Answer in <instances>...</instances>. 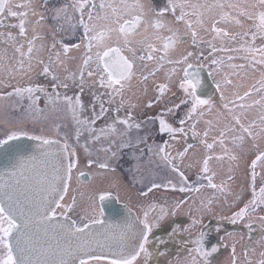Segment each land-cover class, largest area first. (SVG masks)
<instances>
[{
	"label": "snow or ice",
	"instance_id": "1",
	"mask_svg": "<svg viewBox=\"0 0 264 264\" xmlns=\"http://www.w3.org/2000/svg\"><path fill=\"white\" fill-rule=\"evenodd\" d=\"M50 2L0 0V29H18L15 33L0 30V44L5 46L0 50V75L3 77L0 86L11 89L0 91V98L15 96L12 107L22 109L23 119L33 124L28 128L6 123L0 133V146L4 148L0 152V264H141V260L142 264H149L154 255L150 248L152 240L165 243L155 235L157 230L165 231L169 240H177L181 232L189 234L188 240H177V243L184 246L192 243L195 247L185 248L188 255L183 261L178 257L177 264H211L209 258L218 251L219 245L206 247L207 233L203 230L194 240L191 239L192 229L203 224L202 217L191 215V208L190 224L181 227L173 222L168 225L170 231L162 229L166 221L189 203L190 198L169 205L148 197L160 189L199 194L204 188H210L214 190L213 198L206 202L201 200L196 211L211 212L217 193L225 202L228 196H234L233 204H236L243 196L233 192L234 174L217 183V172L210 162L227 158L230 162L228 171L234 173L241 160L236 149H242L250 142L245 152L253 155L248 164L251 196L232 212L231 222L248 220L247 227L251 229L252 215L264 207V0H229L227 3L222 0L212 3L166 0L160 7L144 0H71L49 8ZM8 18H14L18 23L6 24ZM48 20L66 22L73 29L79 25L83 31L80 41L75 44L57 40L53 31V42L47 46L49 55L45 62L41 57L46 47L41 30ZM221 24L224 26H218ZM63 27V23H58L56 31ZM201 32L210 34L211 38L205 39ZM137 36L142 38L136 39ZM188 37L197 51L185 49L178 58H173L177 47ZM217 40L220 41L219 47ZM225 43L237 46L225 47ZM57 44H60V50H57ZM205 44L210 49L207 56L201 48ZM81 46L84 54L78 71L61 79L57 67L63 66L67 71L65 61L69 51ZM9 48L12 49L11 56L8 55ZM217 53H241L245 63H231L236 57L214 55ZM137 62L144 63L145 68L147 62H153L155 67L138 74ZM165 64L171 65L165 73V82H157L154 79L156 72ZM37 65L42 67L40 75L51 77V91L44 84L32 82L31 74ZM225 67L231 71H225ZM204 68L212 78V93L208 91L207 78L201 75ZM150 78H153L157 95L148 101V107L171 92L174 80L178 81L177 87L182 93L179 103L162 110L156 117H147L148 121L158 120L159 134L169 136L168 140L152 145L147 144V136H137L133 142L130 132L133 129L139 131L142 125L135 121L132 112L136 104L125 99V92L131 89L133 79L145 83L147 91L146 82ZM247 79L252 82L245 83ZM86 85L89 89H103L91 92L92 100L88 105L91 117L81 115L85 111L82 94ZM70 87L78 91L68 95ZM60 89L65 90L63 94ZM216 93H219L221 102L219 108L215 107ZM171 94L176 95L175 92ZM42 97L43 107L39 103ZM113 104L116 106L111 107ZM60 105L71 112L77 126L75 144L60 132L59 124L54 125V135L47 134L40 126L47 119V112L58 111ZM126 105V115L121 117L119 113ZM181 106H185L186 111L178 120L179 127H174L165 116ZM253 108L258 110L257 115L249 119L248 113ZM109 111L116 113L115 118L99 129L94 127ZM213 111L216 113L214 119L205 120L204 117ZM201 121L206 125L203 131L198 130ZM118 125H122L123 130ZM84 131L89 133V141L109 140L100 151L110 155L100 159L89 147V141L80 145ZM188 131L194 138H200L205 148L202 160L198 161L200 168L194 183L189 181L181 167L193 145L187 144L175 155L170 150V141L187 137ZM116 136L121 138V143L118 150L113 151L116 140L112 137ZM21 138L34 141V147L29 150L21 144L10 143ZM141 144L145 147H140ZM216 146L220 148L219 153L215 152ZM81 147L85 154L83 165L98 170L89 172L87 178H103L108 172L115 173L116 166L110 160L118 157L119 150L133 149V159L139 161L146 155L149 163H155V157L159 161L157 166L176 174L179 182L172 179L156 182L153 178L144 184L141 180V187L136 192L138 200L135 205L130 199L124 203L126 215L121 222L105 219L104 201L113 193L104 189L89 197L90 214L85 209L83 215L73 218L77 208L75 190L69 197L73 172L77 170L78 183H83L81 178L86 177L85 172L78 171L82 164L78 151ZM195 166L187 164L184 167ZM136 168L139 169V164ZM111 186L119 188V183L113 181ZM115 199L119 201L121 197L116 195ZM258 219L260 227L264 228V215ZM232 252L235 264L234 245ZM158 255L165 253L159 252ZM260 255L264 257V252ZM258 264H264V259Z\"/></svg>",
	"mask_w": 264,
	"mask_h": 264
},
{
	"label": "flooded vegetation",
	"instance_id": "2",
	"mask_svg": "<svg viewBox=\"0 0 264 264\" xmlns=\"http://www.w3.org/2000/svg\"><path fill=\"white\" fill-rule=\"evenodd\" d=\"M68 2L70 3L71 0H51V2L49 3V8L55 6H59L62 3ZM193 2H200V3H212L214 2V0H193ZM222 2H229V0H222ZM43 0H38V4H42ZM149 3L154 4L156 7H160L163 6L166 3V0H149ZM48 15H50V13H48ZM167 18H171L170 16ZM8 20H11V18L6 19L5 23H8ZM58 23H63L64 27L62 30L56 31L57 25ZM73 23H75V20H73ZM250 23V22H249ZM8 24H15V23H8ZM47 25H51V27H48ZM47 26V27H46ZM46 26L41 30V32L43 33L42 35L44 36V41H45V50L41 53L44 54V56H42V58L45 60V62H47V58H48V50H47V46L50 45L53 42V31H55V38L57 39L59 36L61 37L60 39L58 38V40L63 41V43L66 44H75L78 43L80 41L81 35H82V31L83 29L77 25V27L75 29H73L68 23L60 21V22H53L51 20H48L46 23ZM218 26H224V25H218ZM182 27V26H181ZM18 29H14V33L17 32ZM167 33H165L166 35ZM201 35L205 37V39H210L211 35L210 34H206L204 32H201ZM142 37L137 36L136 39H141ZM260 41L257 40V44H259ZM217 47L220 46V41L217 40L216 41ZM236 44H228L225 43V47H236ZM5 46L3 45V47L0 49L2 50ZM201 48H203L204 50V54L205 56L208 55V52L210 51V49H208L207 45H201ZM190 50V51H197L196 48H194L191 44V38L188 37L186 38L185 43L179 45L176 49V51L173 53V58H178L183 52L184 50ZM57 50H60V44H57ZM12 54V49L9 48L8 49V55ZM83 54H84V47L81 46L79 49H71L68 53V57L65 61L66 64H69V69H72L75 72V69H77L80 66V64L82 63V58H83ZM217 56H227V55H233L234 57H236L234 60L231 61V63H235V64H243L245 63V61L243 59H241V53H217L214 54ZM62 59H64V57H61ZM193 62H195V59L193 58ZM227 63V61H226ZM155 67L153 62H147V68L144 67V63L142 62H137V72L138 74L145 71V73L147 71H151L153 68ZM147 69V71L145 70ZM225 71H231L230 69L226 68L224 69ZM208 69L204 68L201 69V75L203 77H206L208 80V91L209 93H212L214 91V86L211 83V77H208ZM251 75V73H250ZM258 76V73L256 74ZM165 76V71L163 69V67H161L157 72H156V76H155V80L157 82H165L164 77ZM219 78V77H217ZM33 83H40V84H44L48 90L50 89L51 91V84L53 83V81L51 80V77H47L45 78L43 75H40L39 72L35 73V77L32 79ZM245 83H251L252 80L251 79H247L244 81ZM177 83L178 81L173 82L172 84V90H174L173 92L176 93L175 96H171L168 98H161L159 102L154 103L152 107H148V101L149 100H153L155 99L157 92L155 91V85L153 83V78H150L147 82H146V87H147V91H145V83H141L139 82L137 79H133L132 81V87L130 90L125 92V99L128 100L130 99L132 103L136 104V107L134 109H132L133 115L135 117V121L136 122H141V129L139 131L133 129L130 132V135L132 137L133 142H135L137 136L143 137V136H147V144L152 145V144H160L162 143L164 140H168L169 136L167 133L165 134H159L158 133V127H159V122L158 120L156 121H148L147 117H156L160 114V112L168 107H171L173 104L175 103H179V100L182 98V93L181 91L178 89L177 87ZM73 87H70V90L73 91L72 89ZM3 91H11L10 88H5L2 89ZM61 90V94H63V89ZM95 89H89V87L86 85L85 86V91L84 93L88 94V92H92ZM142 91L143 97H141V101H143L141 104L137 103L138 99L140 97H138L139 91ZM101 91H103V89H101ZM140 91V92H141ZM243 91V89L241 90ZM68 95H73V92H69L67 93ZM43 99V97L41 98V100ZM106 99V97H105ZM13 100L16 101V97L13 96ZM82 100L84 101L85 104V111L81 114L82 117L83 116H88L91 117V109L88 107V105L91 103L92 100V96L91 98H83ZM214 100L216 101V105H218V107H220V100H219V93H216V95L214 96ZM118 102V101H117ZM27 104V100H25V105ZM41 106V105H40ZM108 106V105H106ZM116 105L113 104L111 107H115ZM97 111H99V104H97ZM217 108V107H216ZM18 114H20L23 117V110L19 109L17 110ZM64 112L62 113V111L60 110V112L64 115H68L69 116V121H68V125L66 126L67 129L65 131L64 134H66L68 136L69 142L75 144V131H76V124L73 121L72 118V114L71 112H69L67 109L63 110ZM126 111H127V105L125 106L124 109H122L119 113V115L121 117L126 115ZM186 111V107L185 106H181L180 109L178 110H174L173 113H169L165 116V119L172 124L174 127H179L178 124V120L180 118L183 117L184 113ZM52 115L53 111H50ZM48 112V113H50ZM258 110L256 108H253L249 111L248 116L249 119L254 118L257 115ZM57 114H59V112L56 111ZM116 116V113L109 111L104 117H102L100 120H98L95 124L94 127H96L97 129L101 128L104 124L110 122L111 120H113ZM207 118H211L210 116H207ZM67 120V118H66ZM24 121V120H23ZM23 125H25V121L23 122ZM118 127L123 130V126L122 125H118ZM4 127H2V131H3ZM186 131H187V126H186ZM190 132V131H188ZM0 138H2V136H0ZM112 139L116 140V145L113 146V151H117L119 144L121 143V138L119 136L116 137H112ZM85 141H89V133L87 131H84L81 139H80V145H83L85 143ZM193 142H198V139L196 138H191V137H184L181 136L177 141H170V143H172V148L170 149L173 153V155L176 154L177 151H181L183 150L184 147L187 146V144H191ZM109 144V140L107 139H101L99 142H92L89 141V147L93 150V152L95 153V155H97L100 159H104L106 156H109L110 153H105L104 151H100V149L102 147H105ZM140 147H145L144 144H141ZM81 158H82V164H83V156L85 155L83 152V148H79L78 149ZM132 152L133 149H123V150H119L118 151V157L115 159L110 160V163L114 164L116 166V169L120 170L122 172V169L120 166L118 165H123V164H127V165H131V164H143V165H148L146 168V171L144 172L145 176H142V181L143 183H148L150 180H152L153 178L155 179L156 182H161L164 179H169L171 177H173V182L176 183V181H174V177H177L176 174L172 173L170 170H168L167 168H163L160 170L157 168V165L159 163V161L153 157V160L155 161V163H149L148 162V157L145 155L141 160L137 161L135 159L132 158ZM138 154V153H137ZM259 171V168L257 169ZM132 171V170H131ZM83 172L87 174L90 172L89 169L84 170ZM199 171H196V176L195 178H197ZM73 174H75L73 172ZM123 174V172H122ZM77 175V173H76ZM140 175V174H139ZM131 177L130 180L132 181L133 186L136 189H139L141 187V183L140 181H138L136 178L137 175L136 173L133 176V173L130 174ZM74 177V176H73ZM168 177V178H167ZM178 178V177H177ZM194 178V179H195ZM91 178H89L88 181H90ZM73 182V180H72ZM71 182V189L73 188V183ZM195 181H193L194 183ZM206 183V181L204 182ZM70 189V191H71ZM248 189V186H247ZM172 189H160V190H154V192L152 194H150V196L148 197L149 200H156L157 202L163 203V202H167L163 199H161V197H166L168 199L169 202H167L169 205L173 204L176 200H180V199H184L188 196H193L196 197V193H181L178 190H173L172 192H169ZM126 192V191H125ZM124 192V193H125ZM129 192V191H128ZM70 193V192H69ZM112 193H116L115 191H113ZM131 193V192H130ZM133 193L136 194L135 190H133ZM98 195V194H97ZM117 195V193L115 194ZM186 196V197H184ZM228 198V197H227ZM247 199H249L248 197L244 200L246 201ZM99 205V201L97 202ZM136 204V203H135ZM134 204V205H135ZM190 207H188L186 210H184V212H182L181 210L178 212V214L175 217H171L168 221L165 222V224L162 226L163 228H168V230L170 231V227H168L169 224H172L173 222L175 224H179L181 227L187 226L191 219H190V215H189V209L192 207L194 208V206L196 205L195 203L193 204L192 202L189 203ZM83 212V213H82ZM82 212H78L76 211L73 218H77L78 215H83L84 211ZM89 214L91 212V209L88 210ZM231 214L232 213H225V215H221L218 216L216 218L211 219L207 224H202V225H198L195 228L192 229V235H191V239H195L196 238V234L203 230L204 232L207 233L206 236V247H211V245H219L218 251L216 253H214L209 259L211 261V264H233V252H232V248L233 245L235 246V264H258V262L261 259H264V257H262L260 255L261 252H264V239H262V237H264V228L260 227V221L258 219L259 216L264 215V207L257 209L256 213H254L251 217V229H249V227H247L248 224V220L244 221V224L242 223V221H237L235 224L231 222ZM220 217H229V219H220ZM156 236L161 237L162 240H164V244H158L156 242V240H152V244L150 245L151 250L154 252L153 257L149 260V264H177V258L179 257V259L181 261L184 260L185 257H187L188 253L185 250V248L187 249H191L194 248L195 245L192 243L187 244L186 246L181 245L179 243H177V240H188L189 239V234L188 233H179L177 236V240H169L167 234L165 231L163 230H157L155 232ZM238 242L237 244L235 242ZM159 252H164L165 255L160 256L158 255ZM199 259V258H198ZM141 264H142V260H141ZM202 264V262H201Z\"/></svg>",
	"mask_w": 264,
	"mask_h": 264
},
{
	"label": "rangeland",
	"instance_id": "3",
	"mask_svg": "<svg viewBox=\"0 0 264 264\" xmlns=\"http://www.w3.org/2000/svg\"><path fill=\"white\" fill-rule=\"evenodd\" d=\"M144 2L149 3V0H144ZM8 23H18V21L14 18H11V20H8ZM14 29H16V28H3L0 30L14 32ZM58 38L60 39L61 37L59 36ZM58 38H57V40H58ZM43 43H45L44 40H43ZM2 47H3V45L0 44V49ZM44 54H42L41 57L44 56ZM11 55H9V56H11ZM68 66H69V64H66L67 71H65V67H63V66L57 67L56 71H57V74L61 77V79H63L66 75H68V73L74 72L72 69H69ZM170 67H171V65H167V64H165L163 66L165 73L168 70V68H170ZM145 70L147 71V69H145ZM41 71H42V67L37 65L34 68L33 73L31 74V78L33 79L35 77V73H37V72L41 73ZM75 72H77V69H75ZM143 72H145V71H143ZM163 77L165 79V76H163ZM0 78H3L2 75H0ZM170 87H171V92H173L174 90H172V85ZM2 89H5V87L0 86V91H3ZM72 89H73V91H71L69 88L67 90V93H69V92L75 93L76 91H78V89H76L74 87ZM95 90L101 91V89H95ZM49 91H50V89H49ZM59 91L61 92V90H59ZM64 91L65 90L63 89V93H64ZM140 91L138 92V94H141V95H138V97H140V98L138 99V102H137L139 104H141L143 102L140 100L141 97H143L142 91L141 92ZM171 92L166 93L162 98L166 99L168 97H171L172 96ZM82 97L83 98H91V92L89 91L88 94L83 93ZM15 102L16 101L13 100V97L6 98V99L0 98V133H2V127H5L6 123L11 124V125H21V124L23 125V122L25 121L23 119V117L20 114H18L17 110H19V109L12 107L13 103H15ZM39 103H40L41 107L44 106L43 99ZM58 107H59V110L57 112H59V114H57L56 111H53L52 115H50L51 112L48 111L50 113L47 112V119L43 120L40 124V126H42L44 128V130L47 134L54 135L53 128H54V125H56V124L60 125V132L61 133H65V131L67 129L66 126L69 124L68 123L69 116L62 114L64 112L63 110H66V107L64 105H60ZM215 107L219 108L218 105H215ZM60 110L62 111V113L60 112ZM215 115H216V113H215V111H213L211 114L206 115L204 117V119L205 120L214 119ZM207 116H210L211 118H207ZM66 118H67V120H66ZM23 126H26L28 128H32L33 124L31 121H25V125H23ZM205 127H206V125L203 123V121H201L198 124V130L199 131H203V129ZM37 131H39V127H37ZM187 137L194 138L192 136L191 132H188ZM196 139H198V142L197 143L196 142L191 143L193 145V147H192V149L189 150L186 157L184 158L183 164L181 165L182 170L185 171V174L189 177L190 182H193V181L196 182L197 181V178H195L196 171H199V168H200V164L198 163V161L202 160L203 155L205 153V148L200 143V138L197 137ZM209 142H211V136L209 137ZM249 145H250V142L245 143L243 145L242 149H236L237 153L241 156V160H240L239 168L235 169L234 173H229V171H228L230 162L227 160V158H225L224 160H221V161H217L214 159L210 162L211 167L217 172L215 182L219 183L222 179H225L228 175L234 174V180L231 182L232 189H233L234 193H241L242 194V196H243L242 200L236 202V204H233L234 196H228L227 202H225L224 197L221 196L219 193H217L215 198L213 199V204L211 205L212 211L211 212H207V211L198 212V211H196V209L200 208V206H201L200 201L204 200L206 202L207 199L213 198L214 190H212L210 188H204L199 194L196 195V197L187 195V197L190 198L189 203L194 200L195 204H196L194 206V208L191 207V210H192L191 215H194L197 218L202 217L203 224H207L211 219L216 218V217L221 216V215H225V213H232L238 207L243 205L244 200L247 197L250 198L251 193L247 189V186L249 183V180H248V164L250 163L251 159L253 158V155L250 152H248V153L245 152V150H247L249 148ZM229 146L231 147V144H229ZM215 152L216 153L220 152L219 146H216ZM187 164H194L196 166L193 168H185L184 166ZM136 165H137L136 163L131 164V165H127V164L118 165L121 167L123 174L120 170L117 169L115 173H111V172L106 173L103 178H99V177L94 178V179L91 178L90 181H84L83 180L84 181L83 183H78V181L76 179L77 170H74L75 174H73L74 177H73V182H72L73 188L71 189V191L69 193V197L73 194L72 190H75V194L77 195L76 211L82 212L85 209L89 210L90 209L89 208V205H90L89 197L94 192L98 194L99 190H101V189L110 190L112 192L115 191L117 193V195H119L121 197V201L128 202L130 199L131 203L134 205L137 202L138 198H137V195L135 193H133V190H135V192H137V189L133 186L132 181L129 178V177H131L130 174L133 173V176H134V174L136 173V175H137L136 178H138L137 180L141 181L142 176H145L144 172L146 171V168L148 166V165L139 164V169H137ZM157 168L160 170L162 169V167H158V166H157ZM86 169H89V168H87L83 164H81V167L78 171H84ZM89 171L93 172V171H98V170L95 168H92V169H89ZM169 179L173 180V177H171ZM113 181H117L119 183V188H113L111 186ZM174 181H176V183L179 182L177 177H174ZM200 182L204 183L205 181H200ZM145 184H148V183H145ZM167 191H169V190H167ZM169 192L173 193V190H171ZM80 193H83V196H81ZM69 197H68V200H69ZM184 197H186V196H184ZM161 199L169 202L166 197H161ZM69 202H70V200H69ZM96 203H97V201H96ZM189 203L185 204L180 210L182 212H184V210H186L188 207H190ZM97 205H98V203H97ZM74 214H73V216H74ZM190 223H191V221H190ZM242 223L244 224V221H242ZM235 243L237 244L238 242L236 241Z\"/></svg>",
	"mask_w": 264,
	"mask_h": 264
},
{
	"label": "water",
	"instance_id": "4",
	"mask_svg": "<svg viewBox=\"0 0 264 264\" xmlns=\"http://www.w3.org/2000/svg\"><path fill=\"white\" fill-rule=\"evenodd\" d=\"M10 143L21 144L24 147L28 148L29 150H31L35 145L34 141L28 140L27 138H21L20 141L10 142ZM3 151H4L3 146H0V152H3ZM0 166H2V165H0ZM104 205H105V219L107 221H109V222H121V221H123V219L126 215V211H125L124 206H123L124 203L119 202L118 200L115 199L114 196H112L108 200L104 201Z\"/></svg>",
	"mask_w": 264,
	"mask_h": 264
}]
</instances>
